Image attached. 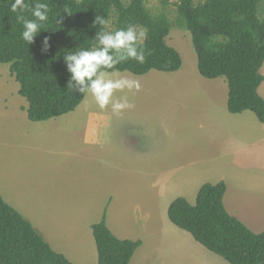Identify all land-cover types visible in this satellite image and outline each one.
<instances>
[{
    "label": "rangeland",
    "instance_id": "374dc122",
    "mask_svg": "<svg viewBox=\"0 0 264 264\" xmlns=\"http://www.w3.org/2000/svg\"><path fill=\"white\" fill-rule=\"evenodd\" d=\"M176 2L165 9L172 22ZM146 7L160 8L159 0ZM166 43L180 54L181 68L133 76L141 89L128 93L134 108L119 116L88 97L69 114L30 122L17 83L0 64V196L73 264H97L90 226L103 214L118 239L144 242L151 253L145 264H228L166 216L175 198L193 205L201 186L220 181L228 214L253 233L264 230V124L249 111L227 112L225 79L198 74L188 32L172 27ZM258 93L264 100V82ZM95 112L103 120L91 125L94 135L107 136L101 154L81 139L85 115ZM141 214L154 227L163 224L162 234L147 237Z\"/></svg>",
    "mask_w": 264,
    "mask_h": 264
},
{
    "label": "trees",
    "instance_id": "16d2710c",
    "mask_svg": "<svg viewBox=\"0 0 264 264\" xmlns=\"http://www.w3.org/2000/svg\"><path fill=\"white\" fill-rule=\"evenodd\" d=\"M0 0V64L7 65L27 104L30 122H46L73 112L83 101L68 87L70 74L64 63L68 50L88 48L98 27L96 15L110 20L109 30L138 24L147 30L145 63L128 61L118 68L133 76L151 71L173 74L182 65L180 54L166 43L172 27L189 33L197 58V72L206 80L224 78L229 114L251 112L264 124V100L258 93L264 82V0H177L174 22L165 9L150 10L146 0H47L49 19L32 45L21 39L22 25L10 6ZM35 0H26L32 4ZM24 15L31 19L30 12ZM57 21H60L58 23ZM51 48L43 52L42 41ZM224 182L201 186L193 205L178 197L166 216L171 225L187 233L209 253L228 264H264V230L251 232L230 216L223 203ZM105 214L90 226L97 264H129L140 240L117 239L106 226ZM0 264H72L55 252L32 224L0 196Z\"/></svg>",
    "mask_w": 264,
    "mask_h": 264
},
{
    "label": "clouds",
    "instance_id": "9594fccd",
    "mask_svg": "<svg viewBox=\"0 0 264 264\" xmlns=\"http://www.w3.org/2000/svg\"><path fill=\"white\" fill-rule=\"evenodd\" d=\"M10 10L17 14L16 21L22 25L21 39L28 45L34 44L49 19L51 8L47 0H35L32 4L14 0ZM25 12H30L32 18H27ZM92 26L99 27L90 47L65 52L64 63L70 74L68 87L85 99L91 97L100 110H110L119 116L134 108L128 93L140 91L141 84L132 74L121 71L118 65L130 60L145 63L147 30L133 23L109 30L110 20L101 15L95 16ZM42 45L43 52L49 51L50 37L45 36Z\"/></svg>",
    "mask_w": 264,
    "mask_h": 264
},
{
    "label": "crops",
    "instance_id": "0c3cea01",
    "mask_svg": "<svg viewBox=\"0 0 264 264\" xmlns=\"http://www.w3.org/2000/svg\"><path fill=\"white\" fill-rule=\"evenodd\" d=\"M81 119V118H80ZM103 120V116L100 113H88L87 115H85V122H83L81 124V129H82V135H81V139L82 142L84 144H91V145H95L97 148V154H101L103 151V147L106 146L105 142L107 140V136H104L102 139L97 136L94 135V131L91 127V125H96L98 126L99 120ZM94 138V139H93ZM142 154H140L141 156ZM114 167V166H113ZM106 226L107 228L110 230V228L108 227V221H107V217H106ZM155 220L151 219L149 216H146V219L143 218V215L141 214L140 217V225H148L150 228L149 231L145 232L147 237H150V235L154 232L157 231V233H159V235L162 234L163 231V224L162 227L158 226V227H154L157 226L156 223H154ZM161 227V228H160ZM44 232V231H43ZM111 232V230H110ZM45 233V232H44ZM113 234V232H111ZM177 235L181 236L180 234L176 233ZM117 239L118 236H116L115 234H113ZM45 237H49L48 235H44ZM120 239V238H119ZM45 240V239H44ZM121 240V239H120ZM123 240H126L125 238H123ZM46 241V240H45ZM49 241V240H48ZM47 242V241H46ZM94 242V240H93ZM142 242V241H141ZM50 247L57 253L62 254L63 250L61 248H59L58 246H56V244H54L53 242L49 241L47 242ZM95 246V243H94ZM144 248V242H142L141 246L136 250L135 254L133 255L131 261L129 264H145V263H149V260L151 259V253L149 252H143ZM63 255V254H62ZM64 256V255H63ZM65 257V256H64ZM66 258V257H65ZM67 259V258H66ZM68 260V259H67ZM69 261V260H68ZM70 262V261H69ZM152 262V261H151ZM71 263V262H70ZM73 264V263H72Z\"/></svg>",
    "mask_w": 264,
    "mask_h": 264
}]
</instances>
